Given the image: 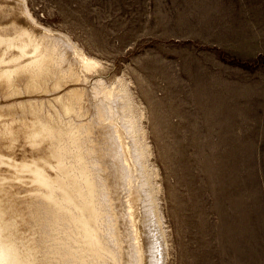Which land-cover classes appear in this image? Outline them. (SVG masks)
<instances>
[{"label": "rangeland", "instance_id": "rangeland-1", "mask_svg": "<svg viewBox=\"0 0 264 264\" xmlns=\"http://www.w3.org/2000/svg\"><path fill=\"white\" fill-rule=\"evenodd\" d=\"M19 3L22 10L16 8L14 14L19 11L24 27L17 26L18 30L0 25V45L4 43L2 37L11 45L5 47L6 41L1 45L0 66L6 57H20L18 53H25L28 61L45 52L50 56L60 53L59 57L71 60L68 49L49 45L37 27L67 34L99 62L83 81L90 94L81 93L83 98L76 113L58 111L55 101L52 106L48 103L47 98L51 100L54 93L61 94L59 89L67 92L71 87L79 88L81 83L68 81L63 87H56V71L49 76L47 87L31 91L17 77L16 87H21L17 92L6 97L0 90V124L8 122L11 130H20L18 142L27 141L25 148L30 143L28 151L36 148L30 150L28 158L38 149L45 154L39 150L42 154L36 153L32 158L39 167L29 166L27 177L21 175V164L17 165L20 162L12 159L17 165L14 173L20 180L13 176L16 188L25 192L18 197L39 189L40 195H48L47 183L57 192V209L54 221L51 220L55 223L52 227L47 224L48 232L44 229L41 233L47 250L56 248L63 264H135L140 259L131 247L135 241L130 239L133 227L124 213L128 192L122 190L119 182L117 187L110 170L95 162L93 144L88 139V132L95 130L87 122L93 115L96 123L93 106L101 105V88L111 93L119 88L130 100L162 214L164 236L160 238L159 264H264V0ZM27 19L37 32L32 25L27 26ZM45 63L55 66L49 57ZM73 63L64 60L61 70L69 74ZM94 86L97 94L93 93ZM54 89V93H48ZM22 102L30 104H26V115L31 109L27 116H35L30 123L40 124L38 132L31 130L36 133L34 141L24 118L19 120L14 110H4ZM5 105L11 107L1 109ZM47 116L52 118L46 122ZM113 166L117 170L116 163ZM29 172L33 176L29 177ZM22 185L29 187L24 189ZM39 203L30 215L37 223L45 218L40 212L43 203ZM44 205V210H48L46 202ZM8 214L4 215L5 221H0V227L2 222L10 224L12 217ZM65 214L74 218L75 227L79 226L76 229L80 240L74 236L75 230ZM63 216L65 219L60 218ZM149 218H145L148 228ZM154 244L143 251L145 263L149 260L156 264L159 254L152 250ZM50 251L43 257H52L53 250ZM77 252H83L84 259ZM28 254L35 258L34 251L29 249Z\"/></svg>", "mask_w": 264, "mask_h": 264}, {"label": "bare ground", "instance_id": "bare-ground-1", "mask_svg": "<svg viewBox=\"0 0 264 264\" xmlns=\"http://www.w3.org/2000/svg\"><path fill=\"white\" fill-rule=\"evenodd\" d=\"M23 4H24V1H23ZM23 4H22V6H23ZM16 8H18L19 10H22L21 3H19V0L17 2L15 0V3L13 2V0L12 1L11 0H0V25L4 26L5 28H7V27L17 28L18 30H19V28L17 26L24 27V26H21V23L19 20V18H20L19 13H18L19 11L17 10V12H15V14H14V11ZM23 9H24V7H23ZM12 24H13V26H12ZM26 24H29L27 26L32 25L31 23H29L28 19L26 20ZM32 29H35L36 32H37V29H40V31H42V36H44V38H46V40H48L49 45H52V46H54L55 44L56 45H62L64 48L68 49L67 50L68 55L70 54L72 57L71 60L67 57H63V58L59 57L60 53H56V54H54V56H50V54H47V52H45L43 55H41L40 58H32L31 57L30 61H28L29 57L26 58L25 53L24 54L18 53V54H20L19 55L20 57H18V56L6 57L2 60L3 65L0 66V90L2 89V91H4V95L6 97L10 96L12 93L14 94L15 92H17L21 88V87L20 88L16 87V84H19L18 82H16L17 77H21L22 80L25 82V83H23V84H25V87H29L31 91H32V89H35L39 86L47 87L48 86L47 80H48L49 76L51 74L53 75L54 71H56L58 73L56 75V79L54 82V86H56V87H63L64 83H66L68 81H81V83L78 84L79 88L78 87H71V89H69L67 92H65L63 88L59 89L61 91V94H55L54 93V91H56L57 89L51 90L48 93H54V94L52 95L51 100H50V98H47L48 103H50L52 106V104H54V101H55V103L57 104V105H55V109H58V111L62 110L64 113H68V112L76 113L77 108L80 107L79 104L82 100L81 97L83 98V95L81 93L85 92L87 96L90 94V90H88L89 88L87 89L88 85L83 84V81L87 79V77H88L87 75H88L89 70L93 69L94 67H96L98 65V63H99L98 60L95 57L91 56L90 54H87L86 51L80 45H78L76 42L72 41L68 37L67 34H65L61 31H55L53 29L46 28V27H44V28L43 27L42 28L37 27V29H36L35 25L34 26L32 25ZM20 31H23V30H20ZM1 36H3V34ZM1 41L5 43L6 40L5 39L3 40V37H2ZM3 44H1V45H3ZM8 44H9V42H8ZM8 44L6 41V44L4 46L6 47ZM11 49L9 47V50H11ZM0 50H2V46H1ZM12 51L14 52V49ZM3 53H5V52H3ZM21 54H23V55H21ZM47 57L51 58L52 62L55 64L54 67L52 65H50L49 63L43 64V61ZM17 58H19V60L16 62ZM64 60L74 62L73 66H71V68L69 69V72H70L69 74H67L61 70L63 67L60 65L64 62ZM21 78H20V80H21ZM15 79H16V81H15ZM22 80L20 83H22ZM93 88H94V91L92 90L93 93L97 94L98 91L95 89V86ZM31 91H29V92H31ZM100 92H101V95H99L98 98L101 101V103L99 102L101 105L98 106L96 101L93 100L96 103L93 106L95 113L97 114L96 123L93 122V115H90V120H88V122H87V123L91 122L90 124L93 127V128H91V130H95L94 132H92V131L88 132V134H89L88 139L91 138V142L93 144V146L91 147V150H92L93 155L95 156L94 160L98 165L103 164V166H104L103 169L105 168V169L110 170L112 172L113 180H115V181L117 180V187L120 184L122 187V190H126L128 192V195H126V198H127L126 201L128 204H125L126 205L125 206L126 211L124 213L127 214V220H128V222H131V227H133V229L131 230L132 233H130V239L131 240L135 239V241H133L131 243V247H132V249L136 250L137 255L140 257V259L135 260V264H150L149 260L146 263L144 262L143 251H146L145 247H148V246H150V249H151L152 243L154 244V242H156L155 243L156 245L155 244L153 245L152 250H154V253L157 252L159 254L158 256L156 255L157 259L155 261L156 264H159V260L161 259V254L159 251L160 250V248H159L160 247V238H162L164 236V233H163L164 227L162 228V226H161V224H163L161 221L162 216H160L162 214L160 213L161 212L160 210L158 211V206H159L158 202H157L158 198L154 196V195H156V194H154L155 190H153V188H154V187H152L153 183H151V181H150L151 176L148 174V169L146 167V165H147V155H145L146 149H145L144 143L138 138V135H139L138 134V132H139L138 128L139 127L137 128L136 123H135L134 114L130 110V108L132 107V106L130 107V105H131L130 100H129V98H127L125 92L121 91L119 88L116 92H113V93H111V91H108L107 89L105 90V89L101 88ZM23 98H25V97H23ZM21 100H24V99L21 98ZM29 100L30 99H28L26 101L28 102ZM31 101H33V100H31ZM24 102H22V104L16 106V108H13V109L11 108L12 110L11 109L10 110L4 109L7 105H5L1 109H4L6 112L14 110L16 112V114H17L16 116L18 117L19 120H20V117L24 118L23 121H26L27 126H30V131L35 129V131L38 132L40 130V124L37 125L38 123L36 124V123H34V121H33V124H32V122L30 123V119L34 118L35 116L34 117H31V115H29V117L27 116L29 114L28 110L30 111L31 109L27 110V115H26V109H27L26 104H28V103H24ZM34 103L36 104V102H34ZM34 103L32 104V106L35 105ZM50 104H48V105L50 106ZM90 104H92V101H90ZM28 105H30V104H28ZM12 106H14V105H12ZM9 107H11V106H8L6 108H9ZM31 108H33V107H31ZM42 108L44 109V107H42ZM84 109L86 110V107ZM88 109H89V106H88ZM45 110H46V108H45ZM2 112H3V110L0 111V114ZM41 112L43 113V111H41ZM35 114L37 115V113H35ZM99 114H101V115L99 116ZM25 115L27 117H25ZM54 115H55V113H54ZM54 115H53V117H54ZM56 115H57V112H56ZM7 116H8V113H7ZM9 116H10V114H9ZM36 117H38V116H36ZM49 118L51 119L52 117H48V116L45 117L46 122H47V120L48 121L50 120ZM27 120H29V121H27ZM40 120L42 122H44L43 117H41ZM35 122H37V121H35ZM28 123H29V125H28ZM11 125L12 124H8V122H6L4 124H0V221L1 220L5 221L6 218L4 217V215L7 213H10L8 215L9 216L11 215V217H12L10 219V217L8 216L10 219L9 220L10 224L7 225V223H5V224H2L4 222L1 223V227H0V231H1L0 232V264H40L41 262H43L42 264H63L62 258H60L56 253V250H55L56 248H54L52 246V248L47 250V247H46L47 244H45L46 240H45L44 236L41 237V235H44V234H41V233H43L44 229H45V231L48 232V230L46 228L47 224L51 226L52 224L55 223V222H52L51 220H53V218H55L54 217L55 212H56L55 209H57L54 207L55 200H57V197H58L57 192L53 190V186H51V185L49 186V184L47 183V187H49V189H47L48 195L45 192L46 195H44V196L49 198V200L47 198H45L44 196L40 195L41 194L39 192L40 189L38 191H36L35 193L29 189L31 192H29V194H25V197H23V198L18 197L19 194H22V193H20L21 191L19 192V190H17V188H16L17 184L13 180V176L16 180L18 179L17 178L18 174L16 172L14 173V170L16 169L17 165L21 164L19 166V168L21 167L20 168L21 175H22V177H25L30 167H37L36 165L38 163L36 164L35 163L36 161L33 160L32 158H35L36 153L38 155L40 152H43L44 150L42 149L43 150L42 151L41 149H38L37 150L38 152L34 151L35 155L33 154L32 158L31 157L28 158L31 155V154L29 155V152H31L30 150H34L36 148L33 147L34 149L32 148L28 151L29 148H27V147L30 145V143L28 142L29 144H27V147H26L27 151H26V148H25L26 143L25 142H27V141L23 142V141L19 140V142H18V138H19L21 132L18 129L17 130H11ZM32 126H33V128H32ZM68 127H70V125ZM25 128L27 129V127H25ZM26 129H24V130H26ZM90 133H92V135H90ZM32 135H33L32 141H34V139H35L34 136L36 135V133L32 132ZM98 135H99V137H98ZM39 136H37L36 138H38ZM94 137L96 138V140L94 139ZM40 138H41V136H40ZM26 139L27 138H25V140ZM27 140H30V139H27ZM38 140L41 141V139H38ZM40 141L39 142L37 141V143H40ZM21 142H23V143H21ZM41 142H43V141H41ZM35 144H36V142H35ZM40 145H41V143H40ZM39 150H41V151L39 152ZM40 154H42V153H40ZM43 154H44V152H43ZM43 157L46 158L45 156H43ZM43 157H41V159L44 160ZM12 159L14 161L18 160L20 163H18L17 165H14V162L12 161ZM2 163H3V165H2ZM40 163H42V162H40ZM113 163H116L117 170H115ZM38 167H39V164H38ZM24 170H25V172L26 171L27 172L25 173ZM44 170H45V168H44ZM33 171H34V169H33ZM41 174H43V173H41ZM37 175L39 176V174H37ZM50 175H49V177H50ZM28 176L31 177L33 175L30 173ZM43 176H44V174L41 177L43 178ZM6 177L7 178L11 177V179L7 182V180H5ZM117 177H118V179H117ZM4 180L6 181L5 184H4ZM19 181H18V183H20ZM50 182H51V180L49 181V183ZM118 182H119V184H118ZM24 183H28V181L24 180ZM36 183H35V185H36ZM28 184H30V183H28ZM27 186L29 187V185H27ZM23 187H24V189L26 188L25 186H23ZM30 188H31V184H30ZM39 197H41L42 199ZM54 197H55V200H54ZM39 202L43 203L42 204L43 208H41L40 212L42 213V215L45 218L43 220L39 221L38 220L39 217L35 216L37 218V221H39L37 223L34 221V219L30 215L32 214L33 209L35 211L36 208H38V206H39L38 204H40ZM45 202L47 203V205L49 207L48 210H46V209L44 210V206H45L44 203ZM18 205H20L19 208H18ZM60 206H62V203ZM141 207H143V208H141ZM63 209L61 208V210H63ZM50 210H52L53 213ZM54 210H55V212H54ZM64 210H63V212H65ZM68 212H70V211H68ZM49 215H51V217ZM61 215H63V214L61 213ZM148 216L150 217L149 219L151 220V227L150 228L145 226V221H146L145 218ZM66 217H68V215H66ZM60 218L65 219L64 216L60 217ZM66 219L68 221H70L69 222L70 226H72V229L75 230V232H73L74 236L76 237L77 240H80L79 236L81 234H79V232L76 229V227H79V226L76 225V227H75L74 218L68 217ZM45 220L47 221V223ZM132 221H133V226H132ZM36 223H37V225H36ZM60 223L59 224L57 223V224L60 225ZM20 225L22 228H20ZM34 225H36V227ZM14 226L17 228H15ZM10 228L11 229L13 228V230H11ZM58 228L64 232V229L62 227L57 226V229ZM51 229L52 228H50V230ZM29 231H31V235H29V233H30ZM60 234L61 233H59L58 235L60 236ZM28 237H31V238L29 239ZM156 237L159 240H157ZM63 244H64V242H63ZM53 245L55 246V242ZM29 249H30V251L31 250L34 251L35 258H34L33 254H32V256L29 257V254H28ZM51 249L53 250L52 252L54 255L52 257H47V258L45 257L44 258L43 255H45V253L49 254L51 252L50 251ZM134 252L135 251H133V253ZM77 254H78V256L83 257L84 253L81 252V254H80V252H77ZM71 256L73 257V255H71ZM83 259H84V257H83ZM72 261H73V263L75 262L74 257H73Z\"/></svg>", "mask_w": 264, "mask_h": 264}]
</instances>
